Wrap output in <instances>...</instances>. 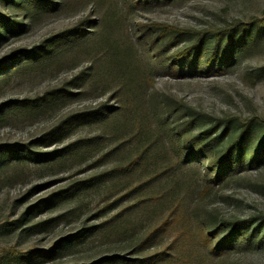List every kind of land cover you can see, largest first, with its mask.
<instances>
[{"label":"rangeland","instance_id":"1","mask_svg":"<svg viewBox=\"0 0 264 264\" xmlns=\"http://www.w3.org/2000/svg\"><path fill=\"white\" fill-rule=\"evenodd\" d=\"M262 20L264 0H0V264L133 262L169 242L142 246L175 207L195 264H264V154L249 162L264 140ZM173 34L160 57L199 43L197 71L149 67L143 95L135 82L119 93L125 44L158 49ZM217 45L222 72L207 74ZM243 132V164L211 180ZM195 139L203 158L179 157ZM237 220L259 226L254 244L213 256L192 239L197 222Z\"/></svg>","mask_w":264,"mask_h":264},{"label":"trees","instance_id":"2","mask_svg":"<svg viewBox=\"0 0 264 264\" xmlns=\"http://www.w3.org/2000/svg\"><path fill=\"white\" fill-rule=\"evenodd\" d=\"M145 2L147 0H144ZM64 2L62 5H65ZM47 6L50 3H46ZM103 22V21H102ZM96 23V34L103 35L106 31L103 23ZM264 23V20L261 21ZM171 29H174L171 26H164L161 30V34L158 36L159 38L165 36L170 32ZM119 30V29H118ZM117 30V31H118ZM127 32V30H123V34ZM83 31L76 29L72 31V34L66 38V41H71L74 43V40L77 37L81 36L82 41L85 39L84 35H80ZM85 34V33H84ZM126 34V33H125ZM178 34H173L168 41L161 46V48L155 49L154 45H149L148 47H141L140 43H135L132 41H128L125 45L126 47L134 46V50L131 52V48L129 52L124 51L123 59L125 60V70H126V80H128L125 85L122 84V87L119 90L124 95H127V99L129 100L131 96L135 92L133 88L136 86H132L131 84H137L139 91H141L140 96L143 95L144 90L149 88V86L153 85L154 81L152 79L153 74H166L172 75L174 77H183L186 74L195 73L198 69L197 58L199 57L198 44L195 43L188 48H184L180 50L177 54L172 57L162 59V55L168 51L175 43ZM222 34H217V40L222 39ZM219 40V41H220ZM229 42V41H228ZM219 45L215 47V52L213 56H211L204 64L205 70L207 74L212 73H220L222 70L218 67H215V58L217 57ZM100 51V50H99ZM193 51L191 58H189L190 52ZM225 54L227 52L225 51ZM161 56V57H160ZM160 57V58H159ZM225 61V59H221V63ZM130 63V64H129ZM149 67L151 68V72H148ZM134 77V78H133ZM132 82L130 83L131 79ZM141 98V97H140ZM264 140L259 143V146L256 149H253L250 154L249 162L255 163L260 158L262 159V155L264 154V150L260 144H263ZM207 143H202L200 140L195 139L191 145L184 144L182 148H180L179 157H184L185 159H199L203 158L205 154V149L207 147ZM244 148H245V133H241L228 149L226 154L216 161H214V165L211 167L216 168V174L212 177L211 180L220 181L222 180L226 174L232 172L235 168L239 167L240 164H243L244 159ZM133 162L129 165L123 167V169L130 168ZM176 207L170 211V213L157 224H155L146 234L142 246L145 247L149 244L153 238L168 235L170 236L169 242L162 248L153 252V254L133 259V262L128 263V261H124L122 264H195L198 261V256L194 254L196 251L187 246L184 241L186 240V232L184 231V227L179 223L182 221L181 215L177 214ZM220 225V226H219ZM252 224H248L246 221L237 220V221H225L223 223L218 224L213 231H207V228H211L210 225H204L201 222H197L195 227L193 228L192 239L198 240L196 243L197 248L201 249L204 252H208V254L218 255L227 252V249H233L239 247L241 244L243 245H252L255 243L256 239L260 237V230H258L259 226H254L252 228ZM213 227V226H212ZM215 227V226H214ZM219 229L225 233L223 237L215 241L213 243V236L217 235ZM260 240H264L263 236L260 237ZM195 248V246H194ZM194 250V251H193ZM120 256H114L112 258V263L119 264L118 258ZM127 260V259H126ZM214 260V259H212ZM109 264V263H108Z\"/></svg>","mask_w":264,"mask_h":264}]
</instances>
